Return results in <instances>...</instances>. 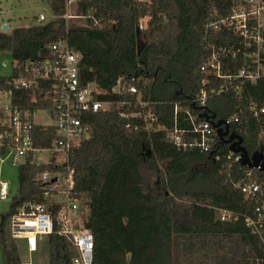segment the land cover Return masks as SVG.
Segmentation results:
<instances>
[{"label": "trees", "instance_id": "1", "mask_svg": "<svg viewBox=\"0 0 264 264\" xmlns=\"http://www.w3.org/2000/svg\"><path fill=\"white\" fill-rule=\"evenodd\" d=\"M43 1L49 13L46 20L0 31V52H9L15 62L11 75L0 77V90L9 93L10 105L30 114L54 107L59 96L49 90V82L34 78L25 64L48 57V46L64 37L81 55V84L92 82L108 91L118 77H134L156 116L144 129L140 120L122 116L135 110L136 94L109 92L99 95L114 101L108 110L82 116L89 137L74 148L69 162L74 191L88 207L83 227L93 236L91 264H264V245L246 225V218L254 216L255 201L235 185L248 180L244 168L224 157L213 158L225 155L228 145L218 143L210 155L168 136L174 128H191L184 109L199 113L187 98L202 87L199 68L210 55L208 46L218 48L235 40L223 28L206 32L204 24L225 18L240 0H73L76 16L68 18L62 16L66 0ZM143 18L142 49L137 54L136 28ZM223 66L225 74L237 73L242 59L225 58ZM18 79L39 84L15 85ZM221 83L211 79L204 88L210 92ZM263 98L264 79H259L254 85L245 83L212 95L205 108L216 118L239 115L236 131L250 153L262 147L258 132L262 121L240 109L251 102L261 104ZM124 100L132 104H121ZM174 104L180 108L175 123ZM4 118L0 109V128ZM31 131L40 146L56 136L52 124L33 123ZM189 136L180 134L182 141ZM47 169L29 162L18 167L16 194L0 220L3 264H27L5 227L18 205L44 202L36 177ZM255 173L264 181V175ZM219 210L231 218L220 220ZM45 238L48 264H74L78 252L70 235L52 232Z\"/></svg>", "mask_w": 264, "mask_h": 264}, {"label": "built area", "instance_id": "2", "mask_svg": "<svg viewBox=\"0 0 264 264\" xmlns=\"http://www.w3.org/2000/svg\"><path fill=\"white\" fill-rule=\"evenodd\" d=\"M72 3L73 0H66V10L62 15L64 18L76 16L72 14ZM46 19L43 13L36 16L38 22ZM263 25L264 0H240L232 7L228 16L204 24L206 32L215 33L223 28L233 33L235 40L218 48L213 44L208 46L210 55L199 68L203 74L202 87L193 97L187 98L191 106L205 108L207 100L214 94L238 89L245 83L254 85L259 79H264ZM48 47V57L39 63H26L25 67L34 72V78L38 77V80L49 82V90L59 96L54 107L48 109L54 119L52 125L56 136L46 145H36L31 131L32 114L28 111H20L11 105L1 108L5 118L1 123L3 127L0 128V153H3L17 168L25 162L35 166L45 165L49 168L36 177L42 188L44 202H25L18 205L9 220L10 234L13 238L26 239L28 251L36 250L37 239L49 233L70 235L78 252L73 263L91 264L93 236L83 227V217L88 214V207L74 191L73 168L69 162L74 148L89 137V127L83 122L82 116L87 112L108 110L114 101L99 98L101 93L108 92L136 94L133 101L135 110L131 113L123 112L122 116L125 118L132 116L140 120L139 125L144 129H148V123L155 121L156 116L151 110L150 101L142 99L134 83V77L124 75L118 77L108 91L98 89L92 82L81 84L78 71L80 53L75 52L64 37ZM239 56L242 59V68L237 73L225 74L223 70L225 58L232 59ZM211 79L221 80L222 83L209 92L204 86L210 83ZM38 84L35 79L15 81V85L25 87H37ZM120 103L132 104L130 100ZM179 110V106L174 104V123ZM197 110L201 112L203 109ZM244 110L261 118L258 132L262 139L261 149L264 152V98L261 104L249 103L244 109H240V113ZM183 112L186 115L185 120L191 123V128L182 130L174 128L169 132V138L183 146L214 152V147L220 142L210 122L199 119L198 115L192 114L188 109H184ZM223 119L229 131L238 134L236 130H239V115L234 113ZM231 126L234 129H231ZM182 133L189 134L190 139L182 141L180 138ZM223 157L238 163L240 159L238 153H232L229 149L225 155H213L214 159ZM243 168V174L248 180L243 183L236 182L235 185L240 188L244 197L255 201L254 216L246 218V225L264 245V181L257 177L255 171L264 174L258 167L243 166ZM9 197H12L9 183L0 180V200ZM218 216L220 220L231 218V214L225 210H219ZM30 234L33 236L32 240Z\"/></svg>", "mask_w": 264, "mask_h": 264}, {"label": "rangeland", "instance_id": "3", "mask_svg": "<svg viewBox=\"0 0 264 264\" xmlns=\"http://www.w3.org/2000/svg\"><path fill=\"white\" fill-rule=\"evenodd\" d=\"M43 13L46 18L49 17V13L43 0H0V28L2 24L7 23L8 29L4 32H10L16 27H29L36 24L38 21L35 17ZM145 18L141 19L140 25L144 27ZM14 61L11 55L7 51L0 52V77L9 76L14 66ZM10 105V97L7 91L0 90V109ZM32 122L37 125H47L54 123V119L48 109H39L32 113ZM7 162V161H6ZM17 167L10 166L5 163L2 166V172L0 179L7 181L10 185V195L14 196L17 191ZM12 198L0 200V220L3 215L8 212L9 206L12 202ZM5 230L9 231V226L5 227ZM14 242L17 245L20 258L27 264H48V249L46 238L38 245L36 251H28L25 246L26 240L20 238H14ZM179 259L184 258L179 255ZM0 264H3L2 251L0 247Z\"/></svg>", "mask_w": 264, "mask_h": 264}, {"label": "water", "instance_id": "4", "mask_svg": "<svg viewBox=\"0 0 264 264\" xmlns=\"http://www.w3.org/2000/svg\"><path fill=\"white\" fill-rule=\"evenodd\" d=\"M140 26L136 28V52L140 53L142 49V39L139 36ZM8 29V24H2L0 31ZM195 109H203L198 113V117L207 120L210 122L211 126L215 129L217 137L220 143L227 144L228 149L232 153H238L240 156L239 163L240 165L247 166L249 168L258 167L259 170L264 174V152L262 149L254 150L248 152L245 146L242 143V137L234 132H230L228 126L225 124L223 118H216V115L207 111L204 107H196L192 105ZM224 125V126H222ZM213 153L210 152V155Z\"/></svg>", "mask_w": 264, "mask_h": 264}, {"label": "crops", "instance_id": "5", "mask_svg": "<svg viewBox=\"0 0 264 264\" xmlns=\"http://www.w3.org/2000/svg\"><path fill=\"white\" fill-rule=\"evenodd\" d=\"M8 27H9V25H8ZM7 161V162H6ZM5 163H8L10 166H13L11 163H10V160L7 158V157H5L4 156V154L3 153H0V174H1V172H2V166L5 164ZM0 180H3V179H0ZM45 237V236H44ZM44 237H42L41 239H37V241H36V250H37V248H38V245L41 243V242H43V240H44ZM20 239H24V238H20ZM26 240V239H25ZM25 246L27 247V242H26V244H25ZM36 250H34V251H36ZM32 252V251H31ZM23 261V260H22ZM24 262V261H23Z\"/></svg>", "mask_w": 264, "mask_h": 264}, {"label": "bare ground", "instance_id": "6", "mask_svg": "<svg viewBox=\"0 0 264 264\" xmlns=\"http://www.w3.org/2000/svg\"><path fill=\"white\" fill-rule=\"evenodd\" d=\"M30 238H31V240H32V238H33L32 234H30Z\"/></svg>", "mask_w": 264, "mask_h": 264}]
</instances>
